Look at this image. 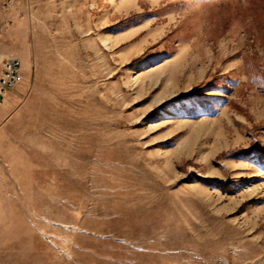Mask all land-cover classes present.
Listing matches in <instances>:
<instances>
[{"label":"rangeland","instance_id":"rangeland-1","mask_svg":"<svg viewBox=\"0 0 264 264\" xmlns=\"http://www.w3.org/2000/svg\"><path fill=\"white\" fill-rule=\"evenodd\" d=\"M0 27V264H264V0H0Z\"/></svg>","mask_w":264,"mask_h":264},{"label":"built area","instance_id":"built-area-1","mask_svg":"<svg viewBox=\"0 0 264 264\" xmlns=\"http://www.w3.org/2000/svg\"><path fill=\"white\" fill-rule=\"evenodd\" d=\"M2 28L0 27V32ZM24 84L22 60L9 53H0V107Z\"/></svg>","mask_w":264,"mask_h":264},{"label":"bare ground","instance_id":"bare-ground-1","mask_svg":"<svg viewBox=\"0 0 264 264\" xmlns=\"http://www.w3.org/2000/svg\"><path fill=\"white\" fill-rule=\"evenodd\" d=\"M103 43H104L105 45H108V40L103 39Z\"/></svg>","mask_w":264,"mask_h":264},{"label":"crops","instance_id":"crops-1","mask_svg":"<svg viewBox=\"0 0 264 264\" xmlns=\"http://www.w3.org/2000/svg\"><path fill=\"white\" fill-rule=\"evenodd\" d=\"M0 53H9V52L8 51H2V50H0ZM9 54L13 55L12 53H9Z\"/></svg>","mask_w":264,"mask_h":264}]
</instances>
